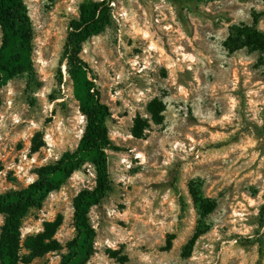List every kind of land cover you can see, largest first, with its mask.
<instances>
[{
	"label": "rangeland",
	"instance_id": "1",
	"mask_svg": "<svg viewBox=\"0 0 264 264\" xmlns=\"http://www.w3.org/2000/svg\"><path fill=\"white\" fill-rule=\"evenodd\" d=\"M84 1L24 0L36 74L0 90V195L27 188L41 167L80 144L86 121L63 53ZM111 6L113 23L80 53L112 114L113 191L89 212L93 254L85 264H264V52L224 45L233 28L264 35V0ZM154 101L164 109L160 125ZM96 179L87 164L27 214L22 245L61 223V249L30 264L61 263L77 234L74 199ZM194 194L214 205L210 215L202 217ZM4 222L0 214V235Z\"/></svg>",
	"mask_w": 264,
	"mask_h": 264
},
{
	"label": "trees",
	"instance_id": "2",
	"mask_svg": "<svg viewBox=\"0 0 264 264\" xmlns=\"http://www.w3.org/2000/svg\"><path fill=\"white\" fill-rule=\"evenodd\" d=\"M112 0H85L79 7V17L70 22L63 58L68 66V73L74 82V92L85 116V130L78 148L66 152L55 163L41 167L37 171L38 179L25 189L13 190L0 195V214L5 215V222L0 235V264H30L34 259L61 249L55 235L61 225L60 220L47 223L45 231L29 237L22 245L21 229L27 214L42 207L50 193L87 164L96 172V186L81 191L74 199V226L76 237L68 244L69 252L60 264H85L92 256L93 231L89 225V212L108 198L113 191L109 173L106 150L111 148L107 122L111 110L103 103L100 93L89 78V67L81 58L83 45L91 38L105 32L113 23ZM0 90L11 80L21 75L35 77L34 31L24 0H0ZM225 48L231 53L248 48L264 52V35L254 29L244 33L233 28ZM2 99L0 97V106ZM152 121L163 124L162 104L154 101L150 105ZM137 127H150L148 122H137ZM136 136L137 133L135 132ZM195 201L202 210V217L214 211V205L208 200L197 198ZM264 215V206L262 207ZM197 236L190 245H194ZM171 240L169 241V246ZM23 249L28 255H21ZM263 254V252H261Z\"/></svg>",
	"mask_w": 264,
	"mask_h": 264
},
{
	"label": "bare ground",
	"instance_id": "3",
	"mask_svg": "<svg viewBox=\"0 0 264 264\" xmlns=\"http://www.w3.org/2000/svg\"><path fill=\"white\" fill-rule=\"evenodd\" d=\"M144 36H145V37H148L149 35H148L147 32H144ZM154 49H155L154 44H151V48H150V50H154ZM64 69H65V72H66L67 67L64 66ZM30 180L33 181V178H31Z\"/></svg>",
	"mask_w": 264,
	"mask_h": 264
}]
</instances>
